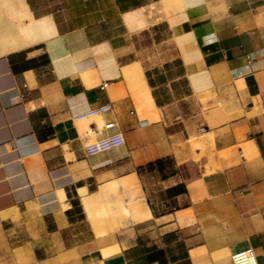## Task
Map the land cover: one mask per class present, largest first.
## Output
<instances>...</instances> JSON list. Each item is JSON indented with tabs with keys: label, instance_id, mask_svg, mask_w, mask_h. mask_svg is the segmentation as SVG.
<instances>
[{
	"label": "crops",
	"instance_id": "1",
	"mask_svg": "<svg viewBox=\"0 0 264 264\" xmlns=\"http://www.w3.org/2000/svg\"><path fill=\"white\" fill-rule=\"evenodd\" d=\"M14 221L35 264H264V0H0Z\"/></svg>",
	"mask_w": 264,
	"mask_h": 264
},
{
	"label": "rangeland",
	"instance_id": "2",
	"mask_svg": "<svg viewBox=\"0 0 264 264\" xmlns=\"http://www.w3.org/2000/svg\"><path fill=\"white\" fill-rule=\"evenodd\" d=\"M140 43L143 47L146 46L149 43L147 36L143 35ZM203 144L207 147L205 142ZM30 224L35 225V222H31ZM37 232V227L30 228L29 226H23L20 221L3 224L0 227V264H35L26 259V252L30 251L33 247H27L28 251H24L22 247H24L23 244L25 242L31 241L32 236Z\"/></svg>",
	"mask_w": 264,
	"mask_h": 264
},
{
	"label": "built area",
	"instance_id": "3",
	"mask_svg": "<svg viewBox=\"0 0 264 264\" xmlns=\"http://www.w3.org/2000/svg\"><path fill=\"white\" fill-rule=\"evenodd\" d=\"M253 56L248 57V61L250 62L253 60ZM108 107H102L100 108V111L107 110ZM113 124H107L105 128H111ZM124 144V138L121 133H115L112 135H109L107 137L101 138L91 144H88L85 146L84 151L87 156L95 155L101 152H105L107 150H110L112 148L121 146ZM231 263L232 264H256L255 257H254V251L250 246H247L243 248L242 250H239L235 252L231 256Z\"/></svg>",
	"mask_w": 264,
	"mask_h": 264
},
{
	"label": "bare ground",
	"instance_id": "4",
	"mask_svg": "<svg viewBox=\"0 0 264 264\" xmlns=\"http://www.w3.org/2000/svg\"><path fill=\"white\" fill-rule=\"evenodd\" d=\"M200 143V142H199ZM86 201V200H85ZM87 202V201H86ZM95 202H97V201H95ZM101 202V201H100ZM88 203H90V202H88ZM91 203H92V201H91ZM90 205H94V204H90ZM86 206H87V209H89L88 207V204H86ZM95 206V205H94ZM99 206V205H98ZM91 207V206H90ZM90 210V209H89ZM88 210V211H89ZM92 210V209H91ZM101 210H104L103 209V207H101ZM88 211H87V213H88ZM96 211V210H95ZM89 213H91V212H89ZM8 214V213H7ZM11 215V214H10ZM92 215H93V217H92ZM91 216H89V217H91V218H93L94 220H96V217L97 218H100V219H102V221L104 220V219H108L109 220V218H108V214L106 213V212H104V211H101V212H97L96 214L94 213V214H92ZM2 218H3V216H1ZM90 218V219H91ZM129 219V218H128ZM127 219V220H128ZM99 222V221H98ZM107 224H108V222H106ZM124 224H125V222H124ZM100 225V224H99ZM101 225H103L102 223H101ZM96 226V225H95ZM97 226H98V224H97ZM96 226V227H97ZM121 226V225H120ZM95 227V228H96ZM115 227V226H114ZM97 229V228H96ZM102 230V229H101ZM108 230V229H107ZM99 232V231H98ZM100 232H102V231H100ZM104 234V233H103Z\"/></svg>",
	"mask_w": 264,
	"mask_h": 264
},
{
	"label": "trees",
	"instance_id": "5",
	"mask_svg": "<svg viewBox=\"0 0 264 264\" xmlns=\"http://www.w3.org/2000/svg\"><path fill=\"white\" fill-rule=\"evenodd\" d=\"M174 190H176V188H173V189H171L170 191H168V192H172V191H174Z\"/></svg>",
	"mask_w": 264,
	"mask_h": 264
}]
</instances>
